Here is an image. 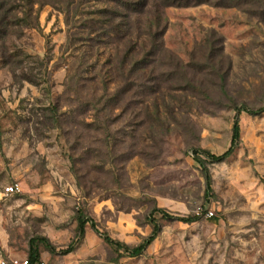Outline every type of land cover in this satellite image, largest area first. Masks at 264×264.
I'll use <instances>...</instances> for the list:
<instances>
[{
  "label": "rangeland",
  "instance_id": "1",
  "mask_svg": "<svg viewBox=\"0 0 264 264\" xmlns=\"http://www.w3.org/2000/svg\"><path fill=\"white\" fill-rule=\"evenodd\" d=\"M37 1L0 35V255L264 264V0ZM81 216L130 249L159 232L131 257Z\"/></svg>",
  "mask_w": 264,
  "mask_h": 264
},
{
  "label": "trees",
  "instance_id": "2",
  "mask_svg": "<svg viewBox=\"0 0 264 264\" xmlns=\"http://www.w3.org/2000/svg\"><path fill=\"white\" fill-rule=\"evenodd\" d=\"M117 5H120L122 8H127L130 12L133 14H137L139 7H145L147 4L146 0H141V3H133L130 4L126 0H113ZM40 3L37 0H0V35L5 36L6 34V28L13 26V27H25V28H32L35 29V27H38V17H37V11L35 9L36 5H39ZM134 6V8H132ZM131 7V8H130ZM15 13V14H14ZM239 127L237 124H235L233 128V136H232V143H236L239 138ZM200 154H204L207 158L213 160V161H223L227 159L231 155V149L230 151L224 153L220 157H215L213 155H210L209 153L205 151H200ZM209 191V187H208ZM162 218L164 219H172L175 221H180L184 223H190L195 222L198 220V216H191L188 218H173L169 216L167 213H165L162 210L158 211ZM89 224L90 228L98 234L103 241L116 248V249H122L125 252L129 253L131 257H136L141 255L144 250L154 241L156 238L159 228L158 226L154 225L151 235L140 245L134 247V248H128L125 245L118 243L116 241H113L110 237H108L106 234L101 233L98 229L95 223L83 216H81L78 220V232L77 237H81L84 233L85 226ZM73 251V244L70 245V247L65 251V253H70ZM29 262L33 264L35 261L39 260V253L36 249L30 250V253L27 256Z\"/></svg>",
  "mask_w": 264,
  "mask_h": 264
},
{
  "label": "built area",
  "instance_id": "3",
  "mask_svg": "<svg viewBox=\"0 0 264 264\" xmlns=\"http://www.w3.org/2000/svg\"><path fill=\"white\" fill-rule=\"evenodd\" d=\"M5 191L7 194H15V193H19L20 189L18 185H12L10 187H7ZM0 264H31V263L29 262L27 257L22 259H12L0 255ZM33 264H46V262L43 260H37Z\"/></svg>",
  "mask_w": 264,
  "mask_h": 264
}]
</instances>
